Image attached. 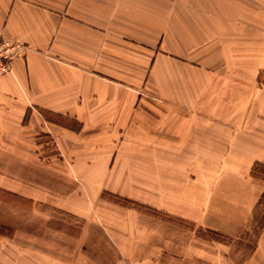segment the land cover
I'll return each mask as SVG.
<instances>
[{"label": "rangeland", "instance_id": "1", "mask_svg": "<svg viewBox=\"0 0 264 264\" xmlns=\"http://www.w3.org/2000/svg\"><path fill=\"white\" fill-rule=\"evenodd\" d=\"M130 5L147 25V42L139 44L147 48V66L139 75L132 67V81L115 83L121 113L104 132L108 138H92L90 126L52 116L57 124H45L36 136L40 161L0 163V264H154L160 252L164 264H171V250L185 253L197 239L229 244L237 263L254 249L264 227V197L237 237L171 213L195 176L190 168L172 175L171 147L155 146V122L178 106L183 88L175 79L186 73L184 66L204 70L188 57L192 40L220 27L227 59L242 63L231 68L241 72L242 121L245 126L255 117L264 137V0H130ZM226 78L230 86L237 83ZM217 86L211 92L230 97L222 83ZM254 107L258 113L247 114ZM29 117L28 112L25 122ZM231 169L232 162L222 158L204 164L211 174Z\"/></svg>", "mask_w": 264, "mask_h": 264}, {"label": "crops", "instance_id": "2", "mask_svg": "<svg viewBox=\"0 0 264 264\" xmlns=\"http://www.w3.org/2000/svg\"><path fill=\"white\" fill-rule=\"evenodd\" d=\"M146 26L140 14L131 12L130 0H0V34L26 45L12 71L0 75V163L40 161L36 136L45 124H57L52 116L90 126L92 138H108L104 132L121 113L115 83L132 81L131 68H139V75L147 66V48L139 45L147 42ZM224 35L217 27L213 34L211 30L205 38L192 40L188 57L199 60L204 70L189 64L186 73L178 74L175 81L183 88L177 93L178 106L156 119L155 146L169 142L173 176L190 168L197 179L191 177L192 186L179 194L171 213L197 227L237 237L264 197V179L253 175L260 170L264 176V137L255 117L245 126L242 121L241 72L231 69L242 63L227 59ZM159 59L156 53L155 62ZM223 77L237 83L230 86ZM219 83L234 98L220 99L211 92ZM219 100L227 103L217 105ZM258 111L254 107L247 114ZM221 158L235 169L204 171V164ZM158 163L164 169L162 158ZM196 241L185 253L171 250V264H264V227L254 249L239 263L229 244ZM154 264H164L162 252Z\"/></svg>", "mask_w": 264, "mask_h": 264}, {"label": "built area", "instance_id": "3", "mask_svg": "<svg viewBox=\"0 0 264 264\" xmlns=\"http://www.w3.org/2000/svg\"><path fill=\"white\" fill-rule=\"evenodd\" d=\"M26 52V45L0 34V75L12 71V63Z\"/></svg>", "mask_w": 264, "mask_h": 264}, {"label": "trees", "instance_id": "4", "mask_svg": "<svg viewBox=\"0 0 264 264\" xmlns=\"http://www.w3.org/2000/svg\"><path fill=\"white\" fill-rule=\"evenodd\" d=\"M253 175L255 176V177H258V178H262V179H264V176H262V175H260V174H257V173H253Z\"/></svg>", "mask_w": 264, "mask_h": 264}]
</instances>
